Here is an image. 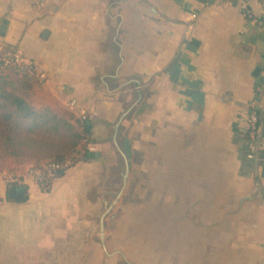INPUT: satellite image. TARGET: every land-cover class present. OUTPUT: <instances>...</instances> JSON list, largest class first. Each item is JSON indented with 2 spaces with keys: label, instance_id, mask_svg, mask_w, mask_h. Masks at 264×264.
Masks as SVG:
<instances>
[{
  "label": "crops",
  "instance_id": "obj_1",
  "mask_svg": "<svg viewBox=\"0 0 264 264\" xmlns=\"http://www.w3.org/2000/svg\"><path fill=\"white\" fill-rule=\"evenodd\" d=\"M4 20L0 43L35 66L37 103L76 132L88 120L95 157L46 190L25 168L16 185L0 178V264H117L130 183L171 218L165 247L180 258L167 264H264V140L249 159L246 125L251 102L264 117L258 0H0Z\"/></svg>",
  "mask_w": 264,
  "mask_h": 264
},
{
  "label": "rangeland",
  "instance_id": "obj_2",
  "mask_svg": "<svg viewBox=\"0 0 264 264\" xmlns=\"http://www.w3.org/2000/svg\"><path fill=\"white\" fill-rule=\"evenodd\" d=\"M0 47L3 48L5 45L0 43ZM26 77L28 78L22 65L6 62L0 55V93L5 92L14 97L26 98L36 111L41 112L47 109L37 103L31 90L26 91L23 88ZM33 82L32 79V84ZM14 97L0 99V178L10 174L19 175L20 168H25L26 171L36 162L43 164L57 154H68L72 143L76 140L73 137L75 130L58 126L55 131L53 130L54 122L48 121L42 124L43 117L23 118L20 116L17 107L11 103ZM68 123L74 129L77 128L75 122L68 121ZM81 142L83 143L79 141V145ZM123 167L124 165H119V172L124 171ZM114 171L109 176L115 179L119 173ZM135 186V183H130L127 188L125 187L124 196L119 200V253L114 256L116 263L165 264L167 258L171 260L180 258L178 242L170 250L165 247L168 242L165 241L164 230L167 229L165 226H168L171 218L165 217L162 211H156L163 210L161 205L159 207L157 203L154 207L153 202L149 203L156 197L153 191L149 193L145 189V192L139 195V199L135 200L136 197L132 194ZM110 204L111 202L109 206ZM112 207L116 206L112 204ZM109 210L111 214L112 211ZM133 210L142 212L141 217L133 218ZM154 210L156 211L155 216H153ZM112 221L109 219V225Z\"/></svg>",
  "mask_w": 264,
  "mask_h": 264
},
{
  "label": "built area",
  "instance_id": "obj_3",
  "mask_svg": "<svg viewBox=\"0 0 264 264\" xmlns=\"http://www.w3.org/2000/svg\"><path fill=\"white\" fill-rule=\"evenodd\" d=\"M259 4L264 10V0H258ZM240 10L247 19H252L253 14L248 8V4L244 3L240 5ZM0 55L6 62L22 65L24 73L28 77H34L36 69L33 64L26 61L21 52L18 49H14L8 46L0 47ZM263 122L264 117L259 115L258 108L254 102L249 105V111L246 118L247 133L250 142L251 152L247 155L249 159H253L255 151L260 146V141L264 140L263 136ZM68 164H60L57 162H45L39 166H30L25 171V177L29 178L35 185L41 190L49 188L51 183L56 180L66 169ZM6 183L16 182L20 183L22 177L16 174H10L3 176L2 178Z\"/></svg>",
  "mask_w": 264,
  "mask_h": 264
},
{
  "label": "trees",
  "instance_id": "obj_4",
  "mask_svg": "<svg viewBox=\"0 0 264 264\" xmlns=\"http://www.w3.org/2000/svg\"><path fill=\"white\" fill-rule=\"evenodd\" d=\"M24 79L26 82L24 83L23 88L26 91L31 90L33 85L32 79L34 81V78L26 77ZM10 97H14V96H12V94L5 92L0 93V99H8ZM11 103H13V105L17 107L20 116H22L23 118H27L31 116L43 117L42 124H46L48 121L54 122L55 124L53 125V130L55 131H57L58 126H62V127H66L67 129L74 130L67 120L58 117L56 114L52 113L48 109H43L41 112L34 110L33 107H31V105L27 102L26 98L16 96L13 98V101ZM80 126H81V132L74 131L73 137L76 138V140L74 141V143H72V147L69 153L57 154L54 157L49 158L47 162H57L60 164H68L69 166L71 164L76 163L77 161L88 160L95 157V154L89 152L85 147V141L87 139V135L90 130V123L88 122V120H82L80 122ZM263 134H264V122H263ZM79 141H83V143L81 142L83 145L80 148H78ZM35 165L39 166L41 165V162H36ZM7 184L10 186V185H16L17 183L10 182Z\"/></svg>",
  "mask_w": 264,
  "mask_h": 264
},
{
  "label": "water",
  "instance_id": "obj_5",
  "mask_svg": "<svg viewBox=\"0 0 264 264\" xmlns=\"http://www.w3.org/2000/svg\"><path fill=\"white\" fill-rule=\"evenodd\" d=\"M5 23H6V21L4 20L3 23H2V25L0 26V35H2V31L5 28ZM119 123H120V121H118L117 124L115 125V135L117 133V129H118ZM122 156H123L124 161H125V171H124V174H123V182L125 183L126 182V179H127V176H128L129 168H128L127 159H126V157H125V155L123 153H122ZM17 191H18L17 188H15V187H12L11 188V193H13V195L16 198H21L22 195L21 194H17ZM101 226H102V221H101Z\"/></svg>",
  "mask_w": 264,
  "mask_h": 264
}]
</instances>
